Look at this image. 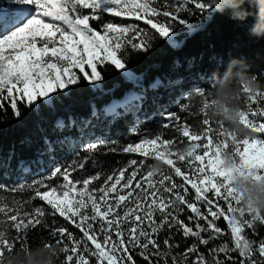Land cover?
<instances>
[{
  "label": "snow or ice",
  "instance_id": "1",
  "mask_svg": "<svg viewBox=\"0 0 264 264\" xmlns=\"http://www.w3.org/2000/svg\"><path fill=\"white\" fill-rule=\"evenodd\" d=\"M15 3L30 7L18 8L16 14L8 17L0 16V110L10 107L17 117L22 115V104L38 111V100L51 105L56 99L51 94L67 90L64 94L70 95V86L81 80L99 81L98 64L109 62L116 68H124L121 50L127 45L133 49L143 45L146 49L153 38L152 29L159 36H169L176 23H185L179 13L188 11L187 5H194L201 12L208 10L202 0H182L175 6L167 5L165 0L166 6L161 9L154 0H15ZM172 7L175 11L170 10ZM83 9H90V14ZM105 13L143 20L150 29L135 23L106 22ZM90 21L99 22L103 34ZM253 105L257 104H251L248 117L249 126L257 133L256 139L234 141L231 150L260 178L264 175V138L258 134H264V123L259 122L264 117V106ZM169 121L186 140L177 144L173 139H163V133H159L118 149L109 147L113 142L97 139L87 144L84 151L88 156L84 159L56 164L43 178L12 188L20 192L31 190L34 192L31 199L21 203L13 198L9 202L7 197L0 196V254L18 243L26 244L30 230L49 228L46 217L58 215L82 233L78 237L67 227L49 228L54 242H47L64 247V264H137V256L146 264H161L156 253L178 248V244L172 243L176 233L196 241L183 253H192L188 264H209V261L225 264V259H217L221 254L236 264L233 253L240 257L239 264H264V239L253 241L245 232L246 228L254 229L257 222L264 225V219L257 222L237 219V214L243 212L227 191L226 181L219 182L223 176L218 177L214 167V154L220 151L221 143L228 147L227 142H218L211 134L203 135L202 129L180 123L176 114L170 115ZM201 123L209 127L203 119ZM169 127V123L163 125L165 129ZM180 144L192 146V151L179 155ZM106 147L110 152L136 153L145 159H131L106 176L99 172L82 178L73 175L85 170L93 154ZM165 152L169 157L167 170L153 177L146 164L148 153ZM36 198L51 211L44 207L26 210L25 205ZM185 211L191 215L182 218ZM221 218L230 230L231 245L222 242L210 247L212 259L206 261L198 245L209 246L225 236L218 225ZM10 230H14L15 236ZM164 230L167 236L161 244L159 237Z\"/></svg>",
  "mask_w": 264,
  "mask_h": 264
},
{
  "label": "trees",
  "instance_id": "2",
  "mask_svg": "<svg viewBox=\"0 0 264 264\" xmlns=\"http://www.w3.org/2000/svg\"><path fill=\"white\" fill-rule=\"evenodd\" d=\"M154 2L158 9L166 6L165 0ZM202 2L207 3V0ZM7 7V0H0V12L6 13ZM187 8L188 11L179 13L185 23H176L170 29L169 36H159L152 29L153 38L146 49L143 45L139 49L127 45L126 49L121 50L124 68H116L109 62L98 64L97 70L101 75L99 81L90 83L81 80L78 85L70 86V95H65L63 91L53 93L51 95L56 99L51 105L38 100V111L26 104L20 105L22 115L19 117L13 114L10 107L0 110V185L4 186L0 188V196L7 197L9 202L13 198L21 203L31 199L34 196L31 190L20 192L12 191V188L43 178L56 164L67 165L74 158L84 159L88 156L84 151L87 144L97 139L113 142L109 147L120 149L163 133V139H173L179 144L181 139L186 138L175 131L169 121L170 115L179 116L180 123H187L197 129L203 127L202 117L196 115L194 109L190 106L187 109L181 107L187 103V94L194 88L204 86L214 72L223 74L232 59L252 60L258 65L257 72L264 69V50L250 35L254 23L252 16L240 22L227 12L222 14L212 9L201 12L192 4L187 5ZM170 10L175 11V8ZM83 11L91 12L90 9ZM249 11L254 9L249 8ZM104 19L117 25L135 23L150 29V25H144L143 20L108 13L104 14ZM90 24L102 34L99 22L90 21ZM258 50L261 59H254ZM117 55L120 58L121 53ZM86 70L90 72L87 66ZM108 104H111L110 108H107ZM257 106L253 105L254 108ZM259 122L264 123V117L259 118ZM165 123L170 124L168 129L163 128ZM258 135L264 138V134ZM179 146L183 147L182 144ZM131 159L145 158L136 153L110 152L106 147L93 154L85 170H78L73 175L78 178L97 172L102 176L110 175L127 165ZM151 163L150 159L146 160L147 165ZM24 168L29 171L25 172ZM25 207L26 210L44 207L51 211L38 198L32 199L31 204ZM188 215L191 213L185 211L182 218ZM46 220L49 228L67 227L76 236H82L78 229L58 215L48 216ZM218 225L225 231V236L211 242L209 246L198 245L206 261L212 259L210 247H216L222 242L231 245L226 221L221 218ZM49 228L30 230L25 238L27 243L53 241ZM245 232L253 241L264 239V225L259 222L254 229L246 228ZM10 234L15 236L14 230H10ZM166 236V230L160 233L161 244ZM172 243L179 245L173 253L182 254L196 241L176 233ZM188 256L191 258L192 253ZM221 258L225 259V264H232L223 254L217 257ZM232 258L239 264L237 253H233ZM136 260L137 264H146L139 256Z\"/></svg>",
  "mask_w": 264,
  "mask_h": 264
},
{
  "label": "clouds",
  "instance_id": "3",
  "mask_svg": "<svg viewBox=\"0 0 264 264\" xmlns=\"http://www.w3.org/2000/svg\"><path fill=\"white\" fill-rule=\"evenodd\" d=\"M208 9L220 13H229L234 20L244 22L252 16L254 23L250 35L264 50V0H207ZM246 5L248 7H246ZM249 8L254 11H249ZM254 59H261L260 50L254 54ZM258 65L248 59H232L226 70L221 74L214 72L204 83V86L194 88L186 95L187 103L195 110V114L208 122L209 127L203 126L202 134H211L216 141H226L228 147L221 143L220 151L215 153L214 167L219 182L224 184L231 197L235 198L236 207L243 215L237 214V219L252 222L264 219V175L249 169L234 155V141L251 142L257 133L249 126L248 114L251 104L264 106V69L256 71ZM211 128V131H209ZM179 155H187L192 146L184 145L177 149ZM152 161L148 171L153 177L167 170V159L163 155L148 153ZM160 261H171V264H188V254L160 251L156 253ZM66 256L61 244L37 240L31 243L13 246L0 254V264H64ZM211 264V261H209Z\"/></svg>",
  "mask_w": 264,
  "mask_h": 264
},
{
  "label": "rangeland",
  "instance_id": "4",
  "mask_svg": "<svg viewBox=\"0 0 264 264\" xmlns=\"http://www.w3.org/2000/svg\"><path fill=\"white\" fill-rule=\"evenodd\" d=\"M155 1V0H154ZM7 2H8V7H7V11H6V17H8V16H10V15H14V14H16V10L18 9V8H22V7H30V6H21V5H17L16 3H15V0H7ZM169 3H167V4H169V5H172V6H175V5H177L178 3H181L182 2V0H179V2H174V1H172V0H169L168 1ZM154 4L156 5V3L154 2ZM173 8H175V7H173ZM117 25V24H116ZM102 34H103V32H102ZM111 35V34H110ZM73 86V85H72ZM67 90H63V92H66ZM111 107V104H108L107 105V108H110ZM60 182H62V181H60ZM183 254V253H182ZM189 254H191V253H189ZM188 254V255H189Z\"/></svg>",
  "mask_w": 264,
  "mask_h": 264
}]
</instances>
